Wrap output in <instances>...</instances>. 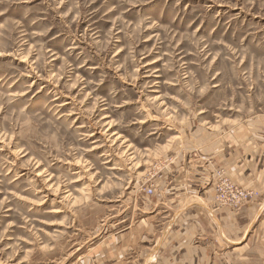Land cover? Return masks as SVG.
<instances>
[{
  "label": "rangeland",
  "instance_id": "rangeland-1",
  "mask_svg": "<svg viewBox=\"0 0 264 264\" xmlns=\"http://www.w3.org/2000/svg\"><path fill=\"white\" fill-rule=\"evenodd\" d=\"M250 122L264 0H0V264H82L166 156Z\"/></svg>",
  "mask_w": 264,
  "mask_h": 264
},
{
  "label": "crops",
  "instance_id": "crops-1",
  "mask_svg": "<svg viewBox=\"0 0 264 264\" xmlns=\"http://www.w3.org/2000/svg\"><path fill=\"white\" fill-rule=\"evenodd\" d=\"M242 128L240 136L234 126L202 132L178 160L166 156L147 178L151 195L132 188L106 209L97 253L89 250L81 263L264 264V123ZM216 169L258 196L237 210L217 206Z\"/></svg>",
  "mask_w": 264,
  "mask_h": 264
},
{
  "label": "built area",
  "instance_id": "built-area-1",
  "mask_svg": "<svg viewBox=\"0 0 264 264\" xmlns=\"http://www.w3.org/2000/svg\"><path fill=\"white\" fill-rule=\"evenodd\" d=\"M212 186L214 191L213 199L216 205L230 207L235 210L258 196L256 192L245 189L233 182L225 175L222 169H216V171L213 172ZM153 191V183L147 182L144 192L147 195H151Z\"/></svg>",
  "mask_w": 264,
  "mask_h": 264
}]
</instances>
